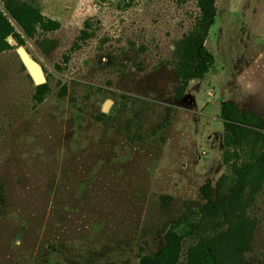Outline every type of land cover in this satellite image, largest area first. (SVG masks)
Returning <instances> with one entry per match:
<instances>
[{
	"label": "rangeland",
	"instance_id": "obj_1",
	"mask_svg": "<svg viewBox=\"0 0 264 264\" xmlns=\"http://www.w3.org/2000/svg\"><path fill=\"white\" fill-rule=\"evenodd\" d=\"M22 1L54 29L22 45L8 36L0 52V264L183 262L213 234L199 189L209 183L214 201L229 174L220 103L255 109L264 131V0H214L213 67L188 82L175 45L199 0ZM246 216L238 264H264V184Z\"/></svg>",
	"mask_w": 264,
	"mask_h": 264
},
{
	"label": "trees",
	"instance_id": "obj_2",
	"mask_svg": "<svg viewBox=\"0 0 264 264\" xmlns=\"http://www.w3.org/2000/svg\"><path fill=\"white\" fill-rule=\"evenodd\" d=\"M0 1V52L10 49L5 41L8 36L22 45L21 36L32 39L37 31L54 29L53 23L44 20L28 3ZM199 10L188 34L175 45L177 58L186 56L190 62L186 82L201 79L214 63L213 55L204 46L216 14L214 0H199ZM45 42L43 39L40 44ZM43 87L41 84L37 89ZM218 117L223 126L224 164L228 166L229 174H222L216 182L214 201L209 183L201 186L199 191L205 202L197 208L203 227L208 228L209 224L213 234L199 237L187 247L184 261L174 259L172 264H238L254 230V222L246 212L264 184L262 120L229 101L220 104ZM190 227L193 233L199 230L197 223L192 222ZM169 235L177 240L175 233L169 232ZM155 258L148 257V260Z\"/></svg>",
	"mask_w": 264,
	"mask_h": 264
},
{
	"label": "water",
	"instance_id": "obj_3",
	"mask_svg": "<svg viewBox=\"0 0 264 264\" xmlns=\"http://www.w3.org/2000/svg\"><path fill=\"white\" fill-rule=\"evenodd\" d=\"M16 53L19 57V60L22 64V66L26 70L28 76L33 81V83L35 85L44 84L45 78L43 76V72H42L40 66L34 60H32L29 57L27 52L22 47H18L16 49ZM193 80H197V78H194ZM108 102L109 101H105L103 103L102 110H105L107 108Z\"/></svg>",
	"mask_w": 264,
	"mask_h": 264
},
{
	"label": "crops",
	"instance_id": "obj_4",
	"mask_svg": "<svg viewBox=\"0 0 264 264\" xmlns=\"http://www.w3.org/2000/svg\"><path fill=\"white\" fill-rule=\"evenodd\" d=\"M215 17H216V14H215V16H214V20H213V24H214V21H215ZM213 24L211 25V27L209 28V31H210V29L213 27ZM209 31H208V33H209ZM208 36V35H207ZM207 39V38H206ZM206 41V40H205ZM206 44H205V42H204V46H205ZM206 47V46H205ZM207 49V48H206ZM214 58V57H213ZM211 69V68H210ZM198 80V79H197ZM223 102V101H222ZM221 102V103H222ZM220 103V104H221ZM233 103L239 108V109H244V108H242L240 105H239V103L237 102V101H235V99L233 100ZM220 107V106H219ZM244 111H247V112H250V113H252L253 115H256V116H258V117H262L261 116V114H258L257 112H256V110L255 109H244ZM219 115V114H218ZM219 118V117H218ZM261 120H262V118H261Z\"/></svg>",
	"mask_w": 264,
	"mask_h": 264
}]
</instances>
